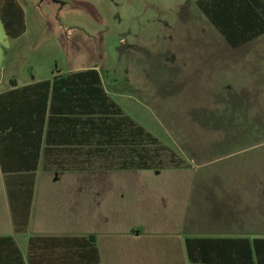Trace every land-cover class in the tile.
<instances>
[{
  "label": "rangeland",
  "instance_id": "rangeland-1",
  "mask_svg": "<svg viewBox=\"0 0 264 264\" xmlns=\"http://www.w3.org/2000/svg\"><path fill=\"white\" fill-rule=\"evenodd\" d=\"M15 2L24 32L9 38L0 21V86L95 67L124 113L200 177L210 121L244 130L225 139L239 149L227 162L264 165V34L231 47L197 0Z\"/></svg>",
  "mask_w": 264,
  "mask_h": 264
},
{
  "label": "crops",
  "instance_id": "crops-1",
  "mask_svg": "<svg viewBox=\"0 0 264 264\" xmlns=\"http://www.w3.org/2000/svg\"><path fill=\"white\" fill-rule=\"evenodd\" d=\"M41 80L9 79L0 93L10 81ZM209 124L203 177L190 164L56 172L42 170L40 158L32 174L6 179L0 168V264H190L187 238H264V165L227 162L239 149L225 139L239 143L244 130ZM26 133L5 142L14 162L29 164ZM181 179L192 194L180 193Z\"/></svg>",
  "mask_w": 264,
  "mask_h": 264
},
{
  "label": "trees",
  "instance_id": "trees-1",
  "mask_svg": "<svg viewBox=\"0 0 264 264\" xmlns=\"http://www.w3.org/2000/svg\"><path fill=\"white\" fill-rule=\"evenodd\" d=\"M196 3L231 47L264 34V0ZM0 21L7 37L23 34V11L15 0H0ZM10 84L12 89L0 93V168L5 179L32 174L40 158L42 170L56 172L187 167L185 159L112 100L95 67L53 74L22 87ZM25 132L33 139L29 164L5 154V142L23 138ZM185 244L190 264H220V259L223 264H264V238H187Z\"/></svg>",
  "mask_w": 264,
  "mask_h": 264
},
{
  "label": "water",
  "instance_id": "water-1",
  "mask_svg": "<svg viewBox=\"0 0 264 264\" xmlns=\"http://www.w3.org/2000/svg\"><path fill=\"white\" fill-rule=\"evenodd\" d=\"M121 49V48H120ZM120 49H118V50H120Z\"/></svg>",
  "mask_w": 264,
  "mask_h": 264
}]
</instances>
